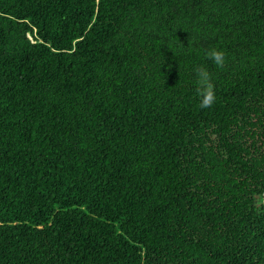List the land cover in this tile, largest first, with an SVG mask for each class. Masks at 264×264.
<instances>
[{
  "label": "trees",
  "instance_id": "trees-1",
  "mask_svg": "<svg viewBox=\"0 0 264 264\" xmlns=\"http://www.w3.org/2000/svg\"><path fill=\"white\" fill-rule=\"evenodd\" d=\"M0 264H264V0H0Z\"/></svg>",
  "mask_w": 264,
  "mask_h": 264
},
{
  "label": "clouds",
  "instance_id": "clouds-1",
  "mask_svg": "<svg viewBox=\"0 0 264 264\" xmlns=\"http://www.w3.org/2000/svg\"><path fill=\"white\" fill-rule=\"evenodd\" d=\"M208 60H211L217 67H222L225 63V52L219 48H211L205 52ZM195 72V88L199 97V107L207 109L216 102V93L211 75L206 67L196 66Z\"/></svg>",
  "mask_w": 264,
  "mask_h": 264
},
{
  "label": "rangeland",
  "instance_id": "rangeland-1",
  "mask_svg": "<svg viewBox=\"0 0 264 264\" xmlns=\"http://www.w3.org/2000/svg\"><path fill=\"white\" fill-rule=\"evenodd\" d=\"M211 138L216 142V138L214 136H211ZM247 142H250V139H247ZM263 200L260 194L254 195V203L257 208H260V205L262 204Z\"/></svg>",
  "mask_w": 264,
  "mask_h": 264
}]
</instances>
